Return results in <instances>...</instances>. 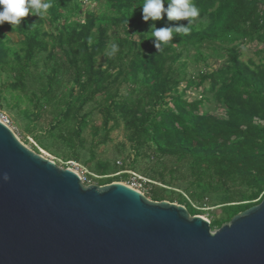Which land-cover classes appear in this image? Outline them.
Segmentation results:
<instances>
[{
  "label": "trees",
  "instance_id": "obj_1",
  "mask_svg": "<svg viewBox=\"0 0 264 264\" xmlns=\"http://www.w3.org/2000/svg\"><path fill=\"white\" fill-rule=\"evenodd\" d=\"M86 1L95 4V11L85 10ZM193 2L200 15L190 32H174L158 52L150 26L175 28L188 21H169L164 15L160 21L144 22L143 0H52L44 17L30 13L20 25L5 22L21 40L19 50L10 53L0 39V68L10 67L11 57L22 79L28 70L43 66L50 71L49 86L60 82L62 71L68 72L77 91L69 94L49 130H57L56 137L75 152L87 121L80 113L93 103L105 129L122 126L133 164L143 162L139 172L151 181V201L177 198L195 216L182 194L195 202L217 196L223 218L214 222L221 227L264 197V0ZM79 15L82 23L70 21ZM109 40L119 46L114 55H105ZM247 43L261 45L254 52L257 60H241L239 48ZM212 45L224 62L210 73L188 77L182 65L174 68L185 52L205 60L202 48ZM124 86L126 97L120 95ZM201 87L199 100L188 99L189 90ZM207 92L224 108V117L201 112ZM53 96L39 90V112ZM71 123L75 130L69 131L65 126ZM116 170L115 164L101 161L93 168L100 177ZM112 182L106 179L104 185Z\"/></svg>",
  "mask_w": 264,
  "mask_h": 264
},
{
  "label": "water",
  "instance_id": "obj_2",
  "mask_svg": "<svg viewBox=\"0 0 264 264\" xmlns=\"http://www.w3.org/2000/svg\"><path fill=\"white\" fill-rule=\"evenodd\" d=\"M0 264H264V197L211 233L122 183L85 187L0 122Z\"/></svg>",
  "mask_w": 264,
  "mask_h": 264
},
{
  "label": "rangeland",
  "instance_id": "obj_3",
  "mask_svg": "<svg viewBox=\"0 0 264 264\" xmlns=\"http://www.w3.org/2000/svg\"><path fill=\"white\" fill-rule=\"evenodd\" d=\"M85 10L95 11V4L86 1ZM75 19L80 23L83 21L80 15L77 17L73 16L70 21ZM0 39L5 42V46L10 53L19 50L21 37L8 31L5 23L0 26ZM112 44L114 42L109 40L105 55L111 52ZM216 45L202 48L205 60L196 58L194 51L183 53L174 68L180 69L182 65L188 77H196L201 73H210L224 62V56L220 51L212 52ZM258 47L260 48L261 45L256 46L254 43L242 45L239 48L241 60H257L254 52ZM103 61L104 56L99 59L98 63H103ZM10 63V67L0 68V113L7 117L9 121L8 128L21 144L36 155L53 162L56 167L63 170H71L81 176L85 187H102L106 179H112V183L126 185L130 173H135L143 178L146 177L139 172L143 162L136 164L132 162L133 151L126 142L122 126L113 130L108 127L105 129L102 124V116L98 113L93 103L86 104L80 113V117L87 115V121L86 126L80 131L79 141L81 143L78 142L75 152H71L64 142L58 136L56 137L58 134L57 130H49L55 118L54 115L64 111V105L69 98V94L72 91L74 93L77 91L76 85L69 78L68 72L62 71L59 77L60 80L58 79L60 82L49 86L46 78V75L50 72L48 68L40 66L37 69L28 70L25 76L20 79V66L18 67L12 62L11 57ZM19 82L22 83V86L16 88L20 84ZM40 89H45V91H49L54 95L50 105L43 106L41 112L36 108L37 100L35 98L39 96ZM201 91H203V87L199 88L198 91L189 90L186 95L191 101L199 100ZM120 95L125 97L128 95L127 87L124 86L120 89ZM205 97L207 100L203 102L201 112L224 117V108L218 105L208 92ZM67 126H65L67 130H75L74 123ZM96 127L98 132L94 135L93 129ZM74 156L78 159L75 160ZM97 161L108 163L109 165L115 164L117 172L112 174L109 171L107 175L101 177L96 175L93 172V168ZM132 167H134V170ZM115 176L117 178H113ZM150 189L148 186L143 192L147 200H150L147 196V192ZM174 191L181 193L177 189ZM182 196L191 202L196 210L195 216H199L209 222L211 233L216 232L220 228L214 222L223 218V213L220 210L222 205H220L217 196H211L197 202L191 201L184 194ZM166 202L182 206L177 198L172 201L166 200Z\"/></svg>",
  "mask_w": 264,
  "mask_h": 264
},
{
  "label": "clouds",
  "instance_id": "obj_4",
  "mask_svg": "<svg viewBox=\"0 0 264 264\" xmlns=\"http://www.w3.org/2000/svg\"><path fill=\"white\" fill-rule=\"evenodd\" d=\"M53 7L52 0H0V26L5 22L10 25H20L24 17L30 13L44 17ZM166 15L169 21H188L187 25L177 24L175 28H157L155 23L150 26V34L154 47L158 52L173 39V33L188 34L195 18L200 15V9L193 0H143L142 19L144 22L160 21ZM89 44L92 43L89 37ZM119 51L117 44H112L109 55ZM7 179V177H5Z\"/></svg>",
  "mask_w": 264,
  "mask_h": 264
},
{
  "label": "built area",
  "instance_id": "obj_5",
  "mask_svg": "<svg viewBox=\"0 0 264 264\" xmlns=\"http://www.w3.org/2000/svg\"><path fill=\"white\" fill-rule=\"evenodd\" d=\"M0 122L8 127L9 121L7 117L0 113ZM81 183L83 184L84 181L81 176H79ZM151 181H149L146 178L141 177L140 175H137L135 173H130V177L127 180L126 186L130 189H133L135 191H138L143 194L148 184H150Z\"/></svg>",
  "mask_w": 264,
  "mask_h": 264
}]
</instances>
